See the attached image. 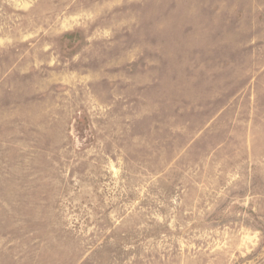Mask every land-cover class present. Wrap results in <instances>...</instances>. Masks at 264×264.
<instances>
[{"label":"rangeland","instance_id":"374dc122","mask_svg":"<svg viewBox=\"0 0 264 264\" xmlns=\"http://www.w3.org/2000/svg\"><path fill=\"white\" fill-rule=\"evenodd\" d=\"M0 264H264V0H0Z\"/></svg>","mask_w":264,"mask_h":264}]
</instances>
